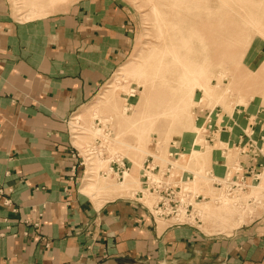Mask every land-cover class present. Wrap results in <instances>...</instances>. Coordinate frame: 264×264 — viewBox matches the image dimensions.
<instances>
[{
	"label": "rangeland",
	"instance_id": "1",
	"mask_svg": "<svg viewBox=\"0 0 264 264\" xmlns=\"http://www.w3.org/2000/svg\"><path fill=\"white\" fill-rule=\"evenodd\" d=\"M41 1L7 3L23 20L79 0ZM120 1L134 18L131 43L68 119L83 184L99 195L140 191L160 229L228 236L262 219L264 0H206L205 11L192 0ZM182 21L201 36L186 58L174 53ZM185 66L202 73L184 80Z\"/></svg>",
	"mask_w": 264,
	"mask_h": 264
},
{
	"label": "crops",
	"instance_id": "2",
	"mask_svg": "<svg viewBox=\"0 0 264 264\" xmlns=\"http://www.w3.org/2000/svg\"><path fill=\"white\" fill-rule=\"evenodd\" d=\"M133 20L120 0L23 20L0 0V264H264V216L209 237L160 229L140 191H81L68 119L128 49Z\"/></svg>",
	"mask_w": 264,
	"mask_h": 264
},
{
	"label": "bare ground",
	"instance_id": "3",
	"mask_svg": "<svg viewBox=\"0 0 264 264\" xmlns=\"http://www.w3.org/2000/svg\"><path fill=\"white\" fill-rule=\"evenodd\" d=\"M44 1H47V2H50V0H44ZM44 1H41L39 3V6L38 7H41L43 5V2ZM221 5L225 6L226 8L234 5L235 1H242V0H217ZM193 4H194V7H204L203 10H207V8H205L204 6V3L207 2L206 0H192ZM257 4L260 5V2H258ZM199 13H197L198 15ZM196 15V16H197ZM250 21V20H249ZM183 23H185V21H182V22H179V23H176L175 24V27L173 28L174 30V34H176V37L175 39L178 40V42H181L182 43V47L183 49L180 50V49H175L174 50V53L178 56H181V57H185L189 55V53L193 50V39L194 38H201V36L198 34L196 35V32L194 33L193 32V29L190 28L189 26H185ZM170 64V62L168 63V65ZM122 68V66H121ZM202 73L201 70H196V71H193L189 66H185L184 68V71L181 72V78L186 80V79H190L192 78V74L194 73ZM110 154V153H109ZM90 183V182H89ZM94 184H89V185H84L82 186L81 188V191L83 193H86V194H89L91 193L90 190L93 189ZM93 196V195H92Z\"/></svg>",
	"mask_w": 264,
	"mask_h": 264
}]
</instances>
